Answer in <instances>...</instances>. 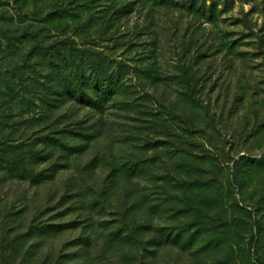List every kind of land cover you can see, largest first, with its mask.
I'll list each match as a JSON object with an SVG mask.
<instances>
[{"label":"rangeland","instance_id":"rangeland-1","mask_svg":"<svg viewBox=\"0 0 264 264\" xmlns=\"http://www.w3.org/2000/svg\"><path fill=\"white\" fill-rule=\"evenodd\" d=\"M132 1L130 26L156 30L158 63L141 60L154 39L144 35L125 56L128 87L119 99L140 95L144 109L153 105L157 116L139 124L152 141L134 148L122 132L128 111L112 102L101 139L54 181L0 175V264H264V0ZM9 76L0 77V96ZM110 148L143 163L102 192L107 160L80 171ZM70 173L87 210L55 219ZM34 219L78 227L32 238Z\"/></svg>","mask_w":264,"mask_h":264},{"label":"trees","instance_id":"trees-1","mask_svg":"<svg viewBox=\"0 0 264 264\" xmlns=\"http://www.w3.org/2000/svg\"><path fill=\"white\" fill-rule=\"evenodd\" d=\"M134 4L132 0H0V77H12L5 81L7 88L0 96L2 180L40 185L54 181L60 171H69L71 161L101 139L104 115L112 102L128 111L122 132L130 135L134 148L141 140L152 141L144 140V129L149 126L139 124L148 113L157 116L153 105L144 109L146 97L140 95L128 101L119 99L128 87L125 56L139 48L144 35L154 39L148 56L141 60L158 63L156 30L146 24L130 26ZM159 4L165 6L166 0ZM120 48L122 53L115 55ZM152 79L158 87L157 75ZM25 84L27 100L19 92ZM16 110L18 115H14ZM151 128H156V120ZM105 153L94 155L80 171L81 175L95 172L100 157L107 160L110 169L102 180V192L121 176L130 179L140 172L143 162L137 157L117 156L111 148ZM60 196L59 204L66 207L55 219L87 210L77 175L70 173ZM54 197L47 199L45 207L55 204ZM76 227L78 220L50 223L34 219L27 236L39 238ZM88 240L81 237L82 243ZM61 261L58 258L56 263Z\"/></svg>","mask_w":264,"mask_h":264}]
</instances>
